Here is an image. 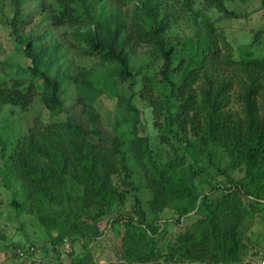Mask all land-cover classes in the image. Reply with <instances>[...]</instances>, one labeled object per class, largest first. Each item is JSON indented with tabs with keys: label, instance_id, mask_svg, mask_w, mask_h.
Wrapping results in <instances>:
<instances>
[{
	"label": "trees",
	"instance_id": "1",
	"mask_svg": "<svg viewBox=\"0 0 264 264\" xmlns=\"http://www.w3.org/2000/svg\"><path fill=\"white\" fill-rule=\"evenodd\" d=\"M103 1L9 0L10 12L0 2V24L10 29L15 46L29 61L15 69L8 64L0 80V109L6 105L25 109L39 94L52 115L65 112L62 90L67 80L77 93L71 109L80 108L88 116L86 122L73 118L72 110L63 120L45 122L37 116L19 136L9 156L31 205L42 209L67 202L68 209L57 215L84 212L97 221L108 213L113 221L124 223L119 261L96 263L87 249L73 253L72 264H236L246 247L240 237L241 222L264 201V56L247 54L233 60L222 54L216 27L207 22L205 35L191 41L185 57V45L168 34L169 21L159 3L134 0L141 2L136 7L140 14L128 23L119 7L115 13H106ZM31 2L47 11L49 24L71 27L83 53L111 65L102 84L84 66L63 67L61 44H44L43 36L25 32L32 17L25 7ZM209 2L221 12L237 15L224 0ZM98 3H102L100 11ZM259 32L263 34L264 27ZM260 41L264 42V34ZM141 45L152 61L161 64L158 74L166 89L159 90L142 66L133 64ZM220 56L227 65H235L233 77L219 72ZM178 69L182 72L175 78ZM140 81L142 88L136 90ZM108 82L128 84V93H114L119 123L111 128L104 124L96 104L106 94ZM136 95L149 102L155 124L162 125L164 117L166 129L180 142L202 149L211 165L214 158L227 159L229 168L242 173L240 179L230 176L233 185L216 193V186L193 162L175 163L173 157L160 162L149 135L141 133ZM231 95L242 115L227 108ZM125 125H130L128 132L121 131ZM160 137L165 140L166 134ZM134 158L143 169V184L137 182ZM141 186L152 192L147 200L152 218L144 207ZM128 193H132L135 216L124 219L119 214ZM12 204L20 205L15 199ZM168 208L173 217L163 220L162 211ZM192 213L196 218L185 222ZM170 224L180 229L169 249H163L161 241ZM23 247L14 246L16 250Z\"/></svg>",
	"mask_w": 264,
	"mask_h": 264
},
{
	"label": "rangeland",
	"instance_id": "2",
	"mask_svg": "<svg viewBox=\"0 0 264 264\" xmlns=\"http://www.w3.org/2000/svg\"><path fill=\"white\" fill-rule=\"evenodd\" d=\"M8 1L0 0L6 12H10ZM151 1L162 6L161 12L165 13V17L169 21L168 34L176 42L179 41L185 45V57L188 55L191 41L195 43L205 35L207 22H212L216 27L218 46H220L222 54H228L233 60L240 59L241 56L247 54L257 57L264 56V42L260 41L264 32L263 34L259 32L264 27V5L261 0H224L227 7L237 15L219 11L209 0ZM103 2L106 13H115L118 7L121 8L128 23H131L140 14V12L139 14L136 12V7L140 6L141 2L140 4L134 0H104ZM36 5L37 3L31 2L25 7L27 13L29 11L32 13L31 22L26 26L25 32L43 36L44 44H61L63 57L60 62L63 67L73 70L76 66H84L91 71L92 77L102 84L107 78L111 65L104 63L97 56L83 53L71 33L73 29L69 26L49 24V21L45 19L47 11L42 8L37 9ZM102 9V3H98V10ZM28 63L29 61L15 46L14 36L10 29L6 25L0 24V80L9 70L8 64H13L15 66L13 69H15L17 65L26 66ZM133 64L136 68L142 66L143 71L157 83L159 90L166 89V84L160 81L158 74L161 64L150 59L146 46H139L133 56ZM217 67L222 76L231 77L235 65H227L220 56ZM179 72H182V69L176 70L173 76L179 77L181 74ZM141 88L142 82L140 81L136 90ZM106 89V94L96 104L102 114L104 124L111 128L113 123L116 125L119 123L115 111L114 93L116 91L128 93V84L120 82L115 86L113 82H108ZM62 98L68 109L58 115L51 114L41 101L39 94L35 95L32 103L25 109L11 105L0 109V138L2 139L0 143V264H18L14 246H26L30 243H35L38 246V254L46 257L49 264H58L63 260V255L66 262L72 264L73 253L75 255L83 254L87 249L92 252L93 260L96 263L116 262L122 257V239L125 232L123 222L113 221L114 216L108 213L98 218L97 221L89 220L88 215L84 212L76 211L63 216L57 215L58 211L63 208L68 209L67 202L64 205L51 203L42 209L32 206L23 180L19 177L9 156L16 148L19 136L33 125L37 116L45 122L63 120L67 117L68 112L72 110L71 106L77 99L76 89L70 81H64ZM134 101L141 110V133L149 135L160 162L169 161L172 157L175 158V163L183 160L186 164L193 162L197 168L202 170L203 176L216 186V193L223 187L233 185L230 176L236 180L240 179L242 173L229 168L227 159L223 158L220 162L218 158H214L215 165H211L206 157V152L195 145H186V142H180L171 131L166 129L164 117L161 118L162 125L155 124V116L148 101L139 95L135 96ZM227 108L234 114L237 112L238 115L243 114L234 95H231ZM71 116L82 122H86L88 117L81 112L80 108H74ZM129 130L130 125L121 127V131L128 132ZM163 133L166 134L165 140L160 137ZM127 148H129L128 145ZM131 162L136 168L137 182L143 184L142 167L135 158ZM217 164L220 168H216ZM141 187L140 195L144 200V207L148 211L149 217L152 218L153 213L147 202L152 192L144 186ZM14 199L20 205L15 207L12 204ZM91 209L94 211L95 207ZM121 209L120 218L128 219L131 215L135 216L132 212V193L126 195ZM172 213L173 210L164 209L162 211L163 220L172 218ZM195 218L196 215L192 213L185 222H191ZM179 229L175 224L169 225V232L166 234V238L161 241L163 249H169L173 243L174 234ZM239 230L240 237L246 247L236 264H264V201H260L251 209V213L241 222Z\"/></svg>",
	"mask_w": 264,
	"mask_h": 264
},
{
	"label": "built area",
	"instance_id": "3",
	"mask_svg": "<svg viewBox=\"0 0 264 264\" xmlns=\"http://www.w3.org/2000/svg\"><path fill=\"white\" fill-rule=\"evenodd\" d=\"M38 246L36 244H28L23 248L17 249L15 258L18 261V264H46L43 259L38 254ZM58 264H69L64 259ZM264 263V261H263Z\"/></svg>",
	"mask_w": 264,
	"mask_h": 264
},
{
	"label": "crops",
	"instance_id": "4",
	"mask_svg": "<svg viewBox=\"0 0 264 264\" xmlns=\"http://www.w3.org/2000/svg\"><path fill=\"white\" fill-rule=\"evenodd\" d=\"M42 259H43V261L46 263V264H49L47 261H46V257L44 258V257H42L41 255H39Z\"/></svg>",
	"mask_w": 264,
	"mask_h": 264
}]
</instances>
